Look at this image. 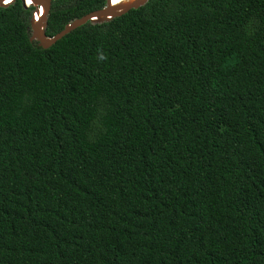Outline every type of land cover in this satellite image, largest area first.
<instances>
[{"label":"trees","instance_id":"obj_1","mask_svg":"<svg viewBox=\"0 0 264 264\" xmlns=\"http://www.w3.org/2000/svg\"><path fill=\"white\" fill-rule=\"evenodd\" d=\"M106 0H50L51 36ZM0 6V264H264V0H146L47 47Z\"/></svg>","mask_w":264,"mask_h":264},{"label":"water","instance_id":"obj_2","mask_svg":"<svg viewBox=\"0 0 264 264\" xmlns=\"http://www.w3.org/2000/svg\"><path fill=\"white\" fill-rule=\"evenodd\" d=\"M146 0H124L116 3H111L110 0H106L105 4L92 12L86 13L78 18H74L67 22L61 30L56 32L51 36H47L44 33V27L46 23V12L49 9L50 0H31V6L36 5L41 6V14L34 20L32 17L28 18V39L30 41H35L41 47H47L57 38L62 36L64 33L68 32L70 29L82 24L83 22L89 20L91 22H101L103 20H108L113 16L119 15L129 8H136L142 5ZM9 3L3 4L0 0V6H7ZM22 6L27 8L21 2Z\"/></svg>","mask_w":264,"mask_h":264},{"label":"built area","instance_id":"obj_3","mask_svg":"<svg viewBox=\"0 0 264 264\" xmlns=\"http://www.w3.org/2000/svg\"><path fill=\"white\" fill-rule=\"evenodd\" d=\"M13 0H1V2L3 3V4H6V3H10V2H12ZM22 3H23V5H25L27 8L28 7H31L30 8V15H29V17H32L34 20H36V18L37 17H39L40 16V14H41V6L40 5H36L35 7H32L31 6V0H20Z\"/></svg>","mask_w":264,"mask_h":264},{"label":"bare ground","instance_id":"obj_4","mask_svg":"<svg viewBox=\"0 0 264 264\" xmlns=\"http://www.w3.org/2000/svg\"><path fill=\"white\" fill-rule=\"evenodd\" d=\"M120 1H124V0H116V2H120ZM110 2L114 4L113 0H110Z\"/></svg>","mask_w":264,"mask_h":264},{"label":"clouds","instance_id":"obj_5","mask_svg":"<svg viewBox=\"0 0 264 264\" xmlns=\"http://www.w3.org/2000/svg\"><path fill=\"white\" fill-rule=\"evenodd\" d=\"M113 2L115 3L116 2V0H113ZM11 3V2H10Z\"/></svg>","mask_w":264,"mask_h":264}]
</instances>
